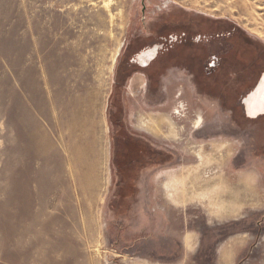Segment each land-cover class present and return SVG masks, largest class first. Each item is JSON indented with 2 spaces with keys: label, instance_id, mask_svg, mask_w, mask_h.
<instances>
[{
  "label": "rangeland",
  "instance_id": "374dc122",
  "mask_svg": "<svg viewBox=\"0 0 264 264\" xmlns=\"http://www.w3.org/2000/svg\"><path fill=\"white\" fill-rule=\"evenodd\" d=\"M263 73L264 0H0V264H264V114L246 109ZM199 114L230 132L205 136L232 145H206L204 176L231 213L218 193L216 221L174 206L150 229L138 182L198 158Z\"/></svg>",
  "mask_w": 264,
  "mask_h": 264
},
{
  "label": "crops",
  "instance_id": "0c3cea01",
  "mask_svg": "<svg viewBox=\"0 0 264 264\" xmlns=\"http://www.w3.org/2000/svg\"><path fill=\"white\" fill-rule=\"evenodd\" d=\"M193 82L195 83L198 95L200 96L203 104L206 99H208L213 102L215 109L216 103H218L219 107H224V104H222L224 102L217 99L218 97H216L215 91L207 88L205 84L200 86L198 82L196 83V80ZM203 83L205 82L203 81ZM212 87L216 88L215 82ZM226 87L227 86H224L222 88L223 92L220 91V94L224 93V90L227 89ZM231 92L232 91L229 93L231 94ZM226 103H228V101ZM227 105L229 106V103ZM198 116L199 115H197V117L192 120H196ZM188 119L189 117L187 115V120ZM194 128L196 130L192 128L189 129V127H187L185 130L186 135L189 136V133L197 134V140L200 137L204 138V141H202L203 143L198 144L200 146L196 147L195 150L198 149V151L201 150L205 152L207 144L211 145V148L215 151L216 145H218L219 149L221 147L224 149H229L232 145L230 141L216 142V137L206 143L205 136L207 135L216 136V134L230 133L226 130H221L223 127H216V122L213 124H208L207 126H194ZM187 150L189 151L190 148L188 147ZM199 159L200 158L198 157L196 159L186 158L181 159V161H171L168 165H161L160 169L155 171V174H143V178L138 182V187L140 188V206L138 212L141 217L140 223L148 225L150 229L159 231L162 228L161 226L163 225L162 222L164 221V216L169 213V208L174 206L187 208L196 207L197 209H200L202 213L212 216L213 221H216V194L218 193H223L226 200V210L225 212H222L226 214L231 213L229 210L230 203L227 201L228 198H232L233 196L231 195V189L228 182L223 181L220 182V184L216 182V173L209 177V179H206L204 176L206 167L211 166L216 169V158H213L212 160L208 158V161H201V159ZM248 185L250 186H248L250 190L252 185L251 182H249ZM148 205L153 209L151 211H143V209H146ZM196 217L198 219L200 218L199 215H196Z\"/></svg>",
  "mask_w": 264,
  "mask_h": 264
},
{
  "label": "bare ground",
  "instance_id": "6f19581e",
  "mask_svg": "<svg viewBox=\"0 0 264 264\" xmlns=\"http://www.w3.org/2000/svg\"><path fill=\"white\" fill-rule=\"evenodd\" d=\"M151 59V58H150ZM149 59V61H150ZM246 109L247 112L249 114V116H251L252 118H256L260 115L264 114V73L259 81V83L257 84V86L255 87V89L253 90V92H251V94L248 96V98L246 99ZM143 118V116H142ZM141 119V118H140ZM156 120V118H154ZM164 122H166V124L169 126L170 130H169V135L172 136H177L178 135V130L175 127L174 122L171 120V118L165 117L163 119ZM154 122V120H153ZM156 122V121H155ZM142 123L143 125L148 128V129H152L154 132H156L159 128V126L155 125V127L152 126V124L150 123V121H146V119H142ZM159 124V123H158ZM158 132V131H157ZM167 134V135H168ZM170 136V137H172ZM176 139V138H175ZM225 145V144H224ZM227 145V144H226ZM200 146V145H197ZM196 146V147H197ZM204 146V144H203ZM195 147V148H196ZM201 148V147H200ZM204 148V147H202ZM198 150V149H197ZM204 150V149H203ZM193 151V150H192ZM204 151H197L196 154L197 156L201 159V161H206L208 158L205 157ZM199 159V160H200ZM208 161V160H207ZM201 163V162H200ZM190 180V179H189ZM211 189V188H210ZM182 190V189H181ZM170 193V192H169ZM168 193V194H169ZM188 196V195H187ZM211 201V200H210ZM216 216V215H215Z\"/></svg>",
  "mask_w": 264,
  "mask_h": 264
},
{
  "label": "flooded vegetation",
  "instance_id": "af4514ba",
  "mask_svg": "<svg viewBox=\"0 0 264 264\" xmlns=\"http://www.w3.org/2000/svg\"><path fill=\"white\" fill-rule=\"evenodd\" d=\"M159 46H155V47H153V48H150V49H148V50H146V51H144V52H142V53H140V54H138V61H139V66H141V67H143V68H147V67H149L150 65H152V63L155 61V59L158 57V51H159ZM151 58V59H150ZM149 59H150V61H149ZM180 102L181 101H179L177 104H180ZM166 105V104H165ZM165 116V115H164ZM164 116H162L161 118H163ZM166 117H168V118H171V120L174 122V124H175V127L177 128V125H176V120H174V118L172 117V116H170V115H166ZM181 117H184V121L185 120H187L186 119V115L185 114H181ZM140 118H141V116H140ZM139 118V125H140V127L141 128H143V129H145V130H147V131H151V132H154L152 129H148V128H146L144 125H143V123L141 122V119ZM154 118H156V120L154 119ZM160 118V119H161ZM165 118V117H164ZM153 120H154V122H153ZM158 120H159V117H152L151 118V120H150V123L152 124V126L153 127H155V125H157L158 126ZM163 120V119H162ZM156 121V122H155ZM202 121H203V116L202 115H200L199 114V116H198V118L195 120V123H194V126H200L201 125V123H202ZM178 123V122H177ZM165 124H166V122H165ZM166 126H167V134L169 133V130H170V128H169V126L166 124ZM185 127V126H184ZM156 128V127H155ZM169 129V130H168ZM127 134V133H126ZM128 135V134H127Z\"/></svg>",
  "mask_w": 264,
  "mask_h": 264
}]
</instances>
